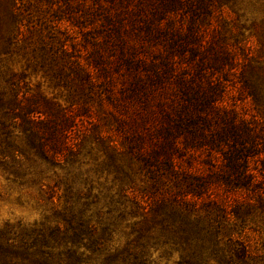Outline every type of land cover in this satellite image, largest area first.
<instances>
[{
	"label": "rangeland",
	"instance_id": "374dc122",
	"mask_svg": "<svg viewBox=\"0 0 264 264\" xmlns=\"http://www.w3.org/2000/svg\"><path fill=\"white\" fill-rule=\"evenodd\" d=\"M0 88L75 114L79 144L74 159L45 161L15 121L24 154L0 164V229L53 225L70 185L121 248L137 218L109 211L111 196L207 191L226 204L224 239L264 261V0H0ZM224 112L255 128L240 173L210 142ZM171 124L175 146L161 148ZM151 252L156 264L179 257Z\"/></svg>",
	"mask_w": 264,
	"mask_h": 264
},
{
	"label": "trees",
	"instance_id": "16d2710c",
	"mask_svg": "<svg viewBox=\"0 0 264 264\" xmlns=\"http://www.w3.org/2000/svg\"><path fill=\"white\" fill-rule=\"evenodd\" d=\"M75 118V114L41 96L25 101L14 96L11 101L0 88V164L24 154L10 138L15 121L29 151L49 162L74 159L79 154ZM215 123L210 142L227 146L224 155L229 168L240 173L247 161L243 157L256 147L255 128L249 122L237 123L225 112ZM178 126L159 128L161 148L175 146L171 135ZM134 136L142 141L139 133ZM206 193L185 191L173 197L145 193L144 198L133 195L123 200L111 196L109 211L123 219L126 215L137 218L130 224L133 238L121 248H111V223L102 221L101 212L94 220L87 203L81 201L82 192H73L69 185L62 208L54 210L53 225L41 224L37 230L22 227L16 233L6 223L0 229V264H156L151 250L158 248L161 255L178 253L175 264H259L251 261L248 243L224 239L223 229L229 221L226 204L217 203ZM201 196L204 199L200 200Z\"/></svg>",
	"mask_w": 264,
	"mask_h": 264
}]
</instances>
